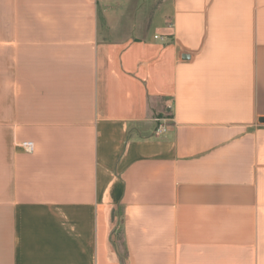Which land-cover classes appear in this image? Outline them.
I'll return each mask as SVG.
<instances>
[{
  "label": "crops",
  "instance_id": "0c3cea01",
  "mask_svg": "<svg viewBox=\"0 0 264 264\" xmlns=\"http://www.w3.org/2000/svg\"><path fill=\"white\" fill-rule=\"evenodd\" d=\"M125 2L0 0V264H264V0Z\"/></svg>",
  "mask_w": 264,
  "mask_h": 264
},
{
  "label": "rangeland",
  "instance_id": "374dc122",
  "mask_svg": "<svg viewBox=\"0 0 264 264\" xmlns=\"http://www.w3.org/2000/svg\"><path fill=\"white\" fill-rule=\"evenodd\" d=\"M163 0H126L125 9L122 13L123 17H119V24L116 27V31L125 34V36L131 33L133 26L142 25L141 27L147 24L151 16L153 15L155 9L159 8ZM100 25L106 27V19L104 14L100 15ZM104 29V28H103ZM112 37H117L111 31L109 34ZM124 36V35H122ZM106 37V35H104ZM119 37H121L119 35Z\"/></svg>",
  "mask_w": 264,
  "mask_h": 264
},
{
  "label": "built area",
  "instance_id": "2783aa9c",
  "mask_svg": "<svg viewBox=\"0 0 264 264\" xmlns=\"http://www.w3.org/2000/svg\"><path fill=\"white\" fill-rule=\"evenodd\" d=\"M159 133H164L166 131V129L163 127V126H159L158 130H157ZM22 147L23 149L28 152V153H31L33 152L34 150V145L33 143L31 142H25V143H22Z\"/></svg>",
  "mask_w": 264,
  "mask_h": 264
},
{
  "label": "water",
  "instance_id": "95a60500",
  "mask_svg": "<svg viewBox=\"0 0 264 264\" xmlns=\"http://www.w3.org/2000/svg\"><path fill=\"white\" fill-rule=\"evenodd\" d=\"M260 123L264 124V118L260 119Z\"/></svg>",
  "mask_w": 264,
  "mask_h": 264
}]
</instances>
